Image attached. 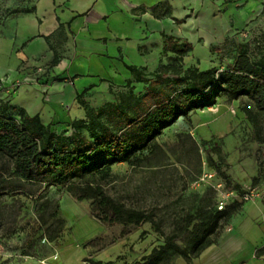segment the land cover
<instances>
[{
  "label": "rangeland",
  "instance_id": "1",
  "mask_svg": "<svg viewBox=\"0 0 264 264\" xmlns=\"http://www.w3.org/2000/svg\"><path fill=\"white\" fill-rule=\"evenodd\" d=\"M207 53L219 67L233 59V53L215 46ZM197 64L206 66L204 61ZM216 105L197 109L190 120L164 129L156 138L162 151L149 154L141 164L112 165L114 180L105 189L125 206L150 216L137 224L103 223L93 216L89 198L77 200L61 186L22 182L10 174L11 164L0 154V184H14L0 191V264L20 257L47 261L55 254L56 264H91V259L131 264L162 243L164 234L185 225V216L195 212L201 198L214 204L210 184L200 179L205 170L223 179L225 173L241 188L264 187V113L245 96L228 99L222 94ZM244 106L254 110L257 123L245 116ZM260 201L241 203L213 234L215 241L190 263L264 264V253L256 256L264 246V209L257 213L252 208L256 203L264 208ZM206 253L215 256L205 259ZM163 264L187 261L176 256Z\"/></svg>",
  "mask_w": 264,
  "mask_h": 264
},
{
  "label": "trees",
  "instance_id": "2",
  "mask_svg": "<svg viewBox=\"0 0 264 264\" xmlns=\"http://www.w3.org/2000/svg\"><path fill=\"white\" fill-rule=\"evenodd\" d=\"M191 49V42L164 34L165 61L160 59L154 71L147 75L125 63L132 80L142 82L141 91L135 92L134 86L128 85L114 101L99 108L90 106L82 92L76 93L84 116L68 122L70 131H56L50 123H43L38 113L28 114L22 106L0 99V154L9 160L10 174L22 182L61 186L77 200L89 198L93 216L106 224L123 220L137 224L150 219L143 209L127 207L106 191L105 185L114 180L113 164L139 165L149 154L162 151L156 138L164 129L179 117L190 120L192 112L216 104L222 94L228 99L245 96L258 113H264V43L253 51L246 44L237 45L232 61L223 67L183 66V57ZM243 111L257 123L251 107L244 106ZM223 175L226 179L217 176L226 186L245 189ZM257 180L255 176L253 181ZM13 185L0 184V191ZM210 188L213 205L201 198L195 212L185 216V225L164 234L162 243L131 264H163L176 256L191 264L193 257L212 244L220 224L243 201L234 200L219 209L215 190ZM263 253L264 246L258 247L256 256ZM90 263L111 264L98 259Z\"/></svg>",
  "mask_w": 264,
  "mask_h": 264
},
{
  "label": "crops",
  "instance_id": "3",
  "mask_svg": "<svg viewBox=\"0 0 264 264\" xmlns=\"http://www.w3.org/2000/svg\"><path fill=\"white\" fill-rule=\"evenodd\" d=\"M164 34L191 42L184 66L216 65L206 58L214 46L234 56L237 45L253 51L264 43V0H0V99L70 131L68 122L84 116L76 93L99 108L128 85L143 89L125 63L154 71L165 61ZM208 253L205 259L215 256ZM57 259L20 257L11 264Z\"/></svg>",
  "mask_w": 264,
  "mask_h": 264
},
{
  "label": "built area",
  "instance_id": "4",
  "mask_svg": "<svg viewBox=\"0 0 264 264\" xmlns=\"http://www.w3.org/2000/svg\"><path fill=\"white\" fill-rule=\"evenodd\" d=\"M21 78L17 77L11 82V86L14 87L20 82ZM1 82V81H0ZM2 83V82H1ZM0 83V85H1ZM211 109H217V105L210 106ZM234 112V109H231ZM200 179L206 180L215 190V204L216 207L221 209L227 203L239 200V201H255L257 199L264 200V187L261 185L248 186L243 191H239L235 188L228 187L225 181L216 175L215 171L205 170L200 176ZM43 261V260H42Z\"/></svg>",
  "mask_w": 264,
  "mask_h": 264
}]
</instances>
